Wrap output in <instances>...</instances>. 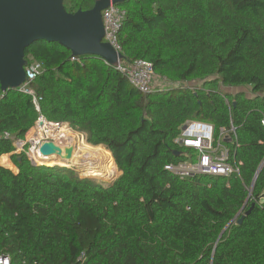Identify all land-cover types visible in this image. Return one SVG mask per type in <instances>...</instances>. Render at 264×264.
I'll list each match as a JSON object with an SVG mask.
<instances>
[{
	"label": "trees",
	"instance_id": "trees-1",
	"mask_svg": "<svg viewBox=\"0 0 264 264\" xmlns=\"http://www.w3.org/2000/svg\"><path fill=\"white\" fill-rule=\"evenodd\" d=\"M97 1L64 6L76 13ZM119 7L127 11L123 62L149 61L170 86L145 95L99 58L72 61L57 43L30 46L27 65L45 69L34 82L42 114L105 146L121 176L104 184L26 155L12 156L17 171L2 166L38 118L30 97L3 92L0 135L11 138H0V254L12 264H264V0ZM240 87L257 97L227 103L223 89ZM195 120L213 124L217 139L236 129L225 145L239 175L182 179L165 169L187 160L174 139Z\"/></svg>",
	"mask_w": 264,
	"mask_h": 264
},
{
	"label": "water",
	"instance_id": "water-1",
	"mask_svg": "<svg viewBox=\"0 0 264 264\" xmlns=\"http://www.w3.org/2000/svg\"><path fill=\"white\" fill-rule=\"evenodd\" d=\"M126 1L98 0L90 10L69 13L64 6L65 0H0L1 89L7 92L25 83L26 51L38 42L57 43L75 57H95L116 65L123 55L104 42L102 12L111 5L119 6ZM74 151L72 145H59L49 140L42 141L39 147L41 156H57L65 160H70ZM177 155H181L180 152ZM108 181V184L113 183ZM249 214L250 211L246 216ZM246 216L239 220V224Z\"/></svg>",
	"mask_w": 264,
	"mask_h": 264
},
{
	"label": "built area",
	"instance_id": "built-area-1",
	"mask_svg": "<svg viewBox=\"0 0 264 264\" xmlns=\"http://www.w3.org/2000/svg\"><path fill=\"white\" fill-rule=\"evenodd\" d=\"M102 18L105 27L104 42L110 44L117 53L123 54L120 34L127 18V11L117 5H111L102 12ZM72 61H79V58L74 56ZM123 61V59L119 60L114 67L128 79L131 86L138 92L147 95L156 90H165L170 86V83L163 78L166 86L157 88V76L153 64L149 61L136 60L129 64ZM25 70L27 79L15 90L31 98L38 118L26 137L14 142L15 149L12 154L20 153L25 154L28 158H33L37 150L39 152L42 141L49 140L57 143L56 140L62 138L60 137L62 128L66 126L69 129V126L64 122H52L42 114L43 97L37 93L34 82L45 72L43 65L33 63L26 65ZM3 92L0 85V100L4 97ZM261 124L264 127V118ZM235 131L233 126L229 131L222 128L220 137L217 139L216 128L213 124L197 120L186 122L181 127L180 134L174 139V144L186 152L187 160L167 164L165 169L182 179L195 177L230 178L233 175H239L241 163H237L233 159L230 148L225 145L226 142L231 141L230 134L235 133ZM28 137L30 140L27 145L26 139H29ZM0 138H11V136L5 133L0 135ZM84 257L83 254L81 259ZM0 264H12L11 257L0 254Z\"/></svg>",
	"mask_w": 264,
	"mask_h": 264
},
{
	"label": "bare ground",
	"instance_id": "bare-ground-1",
	"mask_svg": "<svg viewBox=\"0 0 264 264\" xmlns=\"http://www.w3.org/2000/svg\"><path fill=\"white\" fill-rule=\"evenodd\" d=\"M60 135L62 138L70 140L69 145L75 147L73 157L70 160L57 156L44 157L37 150L35 156L38 163L48 167L76 168L80 173L85 172L93 177L102 178V180H107L115 175L116 170L111 165L113 157L110 151L105 150L102 146L89 144L83 137L75 135L66 126L62 128Z\"/></svg>",
	"mask_w": 264,
	"mask_h": 264
},
{
	"label": "rangeland",
	"instance_id": "rangeland-1",
	"mask_svg": "<svg viewBox=\"0 0 264 264\" xmlns=\"http://www.w3.org/2000/svg\"><path fill=\"white\" fill-rule=\"evenodd\" d=\"M163 79V78H162ZM161 78L159 77H156V82H157V88H161V87H164L166 86L165 83H162ZM169 85V84H167ZM188 87H196L197 85H199L197 82H191L189 84H187ZM201 85V84H200ZM223 92L225 95H228L230 96V99H227V103H230L234 100L233 97L237 96V95H243V96H246V98H250V99H255L257 97L256 94H254L253 90L249 87H240V88H225L223 89ZM66 123L68 126H69V129L72 131V133H74L75 135L77 134L78 136H81L83 137L86 141L87 138H86V135L84 134V132H81L77 129H74L69 123L67 122H64ZM62 137V136H60ZM29 139H26L27 140V145H28V141L30 140V137H28ZM57 143L58 144H61V145H64V144H67L69 145L70 143V140L68 141L67 139H64V138H58L57 140ZM105 150L107 149L105 146L101 145ZM108 150V149H107ZM111 153V152H110ZM14 155H25V154H20V153H15V154H9V155H6L8 158L6 159V161H4V163L6 164H1V158H0V165L4 166V167H7V168H10L11 170L13 171H17V168L13 162V159H12V156ZM112 156V154H111ZM30 161L32 162L33 165H37L38 167H45L44 164H40L37 162V159H36V156L33 157V158H29ZM112 167H115V170H116V173L114 176L110 177V181H115L117 180L120 176H121V172L119 171L118 167L115 165V162H114V159H113V164H111ZM72 170H74L78 175H80L82 178H90V179H93V180H96L98 182H101V183H104V184H108V180H102V178H96V177H93L91 176V174H87V173H80V171H78L76 168H71Z\"/></svg>",
	"mask_w": 264,
	"mask_h": 264
},
{
	"label": "crops",
	"instance_id": "crops-1",
	"mask_svg": "<svg viewBox=\"0 0 264 264\" xmlns=\"http://www.w3.org/2000/svg\"><path fill=\"white\" fill-rule=\"evenodd\" d=\"M162 79V78H161ZM163 81V80H162ZM162 83H165V82H162ZM166 84V83H165ZM86 135V138H87V133H84Z\"/></svg>",
	"mask_w": 264,
	"mask_h": 264
}]
</instances>
